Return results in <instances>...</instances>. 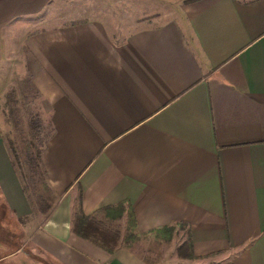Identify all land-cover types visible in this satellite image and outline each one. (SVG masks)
<instances>
[{"label":"crops","instance_id":"obj_1","mask_svg":"<svg viewBox=\"0 0 264 264\" xmlns=\"http://www.w3.org/2000/svg\"><path fill=\"white\" fill-rule=\"evenodd\" d=\"M165 1L179 9L116 40L83 0H0V111L25 77L56 197L33 213L0 136V223L25 235L7 255L148 264L74 235L79 200L85 215L122 205L139 235L184 230L191 264H264V0Z\"/></svg>","mask_w":264,"mask_h":264},{"label":"rangeland","instance_id":"obj_2","mask_svg":"<svg viewBox=\"0 0 264 264\" xmlns=\"http://www.w3.org/2000/svg\"><path fill=\"white\" fill-rule=\"evenodd\" d=\"M82 3L84 4L81 7L83 13H80V15L90 17L98 15L99 18L106 19L116 40H120L125 34L133 30L153 25L155 22L167 18L179 9L180 4L165 0H83ZM69 5L68 16H64V18H72L73 12H77L76 9L73 11L71 4ZM66 7L68 6L66 5ZM14 84L8 90L4 107L0 111V136L4 139L6 145H9L14 151L15 161L18 164L16 170L25 188V194L31 204L33 213L43 216L45 213L42 211L48 206H54L56 197L55 200L52 199V194L40 177L30 176L23 161L25 153L43 144L50 134V129L47 128L43 131L40 129L39 135H37L36 130L31 126V121L35 115L37 114L40 120V112H42L37 94L25 77L18 80L14 78ZM106 217H104V225L119 232L117 246L129 249L140 260L142 259L148 264H191L184 260L185 257L177 253L178 246L186 239L184 230L177 233L173 231L176 229L175 227H169L151 234L139 235L133 231L134 222L132 223L130 214H128L125 221L117 217L116 213L113 216ZM26 219L20 220L22 226ZM179 229H182V225L177 227V231ZM10 231L14 230L11 229ZM4 232L5 229L0 223V264H30L25 252L20 249L12 255H7L16 250L20 245L17 243L24 242L25 235L21 232L16 243L13 238L7 237ZM41 257L44 259L43 256L36 253V259L41 260ZM38 264L43 263L38 261Z\"/></svg>","mask_w":264,"mask_h":264},{"label":"trees","instance_id":"obj_3","mask_svg":"<svg viewBox=\"0 0 264 264\" xmlns=\"http://www.w3.org/2000/svg\"><path fill=\"white\" fill-rule=\"evenodd\" d=\"M31 126L33 129L36 130L37 135H39V130L41 129V123H40V120L37 114L32 119ZM46 142H47V138L44 140L43 144L40 147H34L31 151L25 153L23 162L31 177L38 176L45 182V186L47 187L48 191L52 194V199L55 200V195L53 194L50 187L47 185L46 173H45V170L40 160V155L43 149L45 148ZM6 147L10 155L12 165L15 167V169H17L18 164L15 161L14 151H12V148L9 145L8 146L6 145ZM18 176H19V173H18ZM20 181H21V178H20ZM21 184H22V181H21ZM22 188L25 192V188L23 185H22ZM52 207L48 206L42 212L46 213L50 211ZM122 210H123L122 205L119 204L116 206L102 208L96 214H93V215H85L81 209V206L78 200L77 205L73 209V213L71 217V232L74 235L98 246L99 248L103 249L107 253H111L118 244L119 232L116 230H112L109 227L105 226L103 223V221H105L104 217L107 218L106 216H110V215L113 216L115 213H116V216L119 217ZM130 218L133 223L134 218L132 214H130ZM177 253L183 257L191 256V242H190L189 236L180 244V246H178Z\"/></svg>","mask_w":264,"mask_h":264}]
</instances>
